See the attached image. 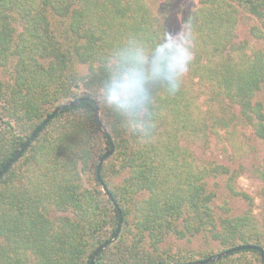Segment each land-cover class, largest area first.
I'll use <instances>...</instances> for the list:
<instances>
[{
	"label": "trees",
	"instance_id": "16d2710c",
	"mask_svg": "<svg viewBox=\"0 0 264 264\" xmlns=\"http://www.w3.org/2000/svg\"><path fill=\"white\" fill-rule=\"evenodd\" d=\"M171 5L0 0V170L57 107L86 98L55 115L0 176V264H90L116 233L118 211L117 238L92 264H183L243 245L264 251V155L255 144L264 140V47L235 34L245 13L257 22L248 36L264 45V0H200L186 12L195 59L179 92L155 90L147 141L93 101L95 79L80 82L128 34L151 39ZM111 146L99 176L113 202L96 177ZM228 147L229 164L198 154ZM243 173L261 183L258 206L237 185ZM217 177L228 198L246 203L242 212L215 203L208 181ZM210 264L262 259L243 250Z\"/></svg>",
	"mask_w": 264,
	"mask_h": 264
},
{
	"label": "clouds",
	"instance_id": "9594fccd",
	"mask_svg": "<svg viewBox=\"0 0 264 264\" xmlns=\"http://www.w3.org/2000/svg\"><path fill=\"white\" fill-rule=\"evenodd\" d=\"M167 15L152 26L151 39L128 34L116 43L81 76V83L95 79L92 99L113 114L120 125L140 140L151 139L155 130V90L163 88L174 95L182 88L195 59L196 31L193 23L185 26L175 39L176 25L166 33L160 25Z\"/></svg>",
	"mask_w": 264,
	"mask_h": 264
},
{
	"label": "rangeland",
	"instance_id": "374dc122",
	"mask_svg": "<svg viewBox=\"0 0 264 264\" xmlns=\"http://www.w3.org/2000/svg\"><path fill=\"white\" fill-rule=\"evenodd\" d=\"M200 0H172V5L168 12V25H176L175 30L172 33H169L171 39L177 38L182 33V23L185 17L186 12L193 10L198 6ZM242 12V11H241ZM240 12V13H241ZM240 21L237 24V28L235 31L236 40H245L247 39L250 43L255 45L257 48H263L264 45L261 42H257L253 38L248 36V30L250 27L255 26L257 24L256 20L252 17H246L245 13H242L239 17ZM256 99H262L261 96H256ZM99 117L100 113L98 111ZM217 142V141H216ZM215 144V139L211 140V145ZM256 147L261 155H264V140L256 141ZM210 149L204 152L200 150L198 154L201 156L209 158V160L216 162L218 164H229L231 149L228 147L225 151H218L219 154L210 153ZM204 154V155H203ZM215 154V155H214ZM209 188L213 189L217 193V197L215 199V203H221L222 200H226L229 203V207L232 209L234 214H238L242 212L246 208V203L240 199H230L227 197L224 191V178L217 177L211 178L209 181ZM237 185L256 198L255 202L258 206L259 200L257 199V193L261 188V183L257 180L252 179L248 173H243L237 179Z\"/></svg>",
	"mask_w": 264,
	"mask_h": 264
},
{
	"label": "water",
	"instance_id": "95a60500",
	"mask_svg": "<svg viewBox=\"0 0 264 264\" xmlns=\"http://www.w3.org/2000/svg\"><path fill=\"white\" fill-rule=\"evenodd\" d=\"M86 100V98H80L77 100H73L67 103L62 104L61 106L57 107L52 113H50L43 121L42 123L36 128V130L34 132H32V134L29 136V138L26 140V142L24 143V145L22 146V148L15 154V156L10 159L5 166L0 170V176L7 170V168L20 156V154L25 151V149L28 147L30 141L36 136V134H38L41 129L51 120L53 119V117L55 115H57L58 113H60L62 110L67 109L69 107H73L75 105H77L78 103H80L81 101ZM96 116L98 118V122L100 124V127L102 128V125L100 123L99 120V114H98V110L96 109ZM113 152V147L111 146L110 151L108 153H106L98 162L97 164V170H96V177L98 180V183L101 186L102 191L106 194L107 198L109 200H111L113 202V199L111 197V195L108 193L107 189L105 188V186L102 184L101 180H100V176H99V170H100V166L101 163L103 162L104 159L108 158L109 156H111ZM114 206L117 208V205L114 204ZM118 228L116 233L113 235L112 238H110L109 240H107L106 242H104L103 244H101L94 252L90 264L93 263L94 259L96 258V256L103 250L105 249L108 245H110L116 238L117 235L119 233L121 224H122V217L120 214V211H118ZM243 250H254L259 252L261 259H262V264H264V251L260 246H255V245H243V246H237L234 248H231L229 250H226L224 252H221L219 254H216L214 256L208 257L206 259L203 260H198L195 262H189V263H183V264H210V263H214L217 262L223 258H225L226 256H229L230 254L237 252V251H243Z\"/></svg>",
	"mask_w": 264,
	"mask_h": 264
}]
</instances>
